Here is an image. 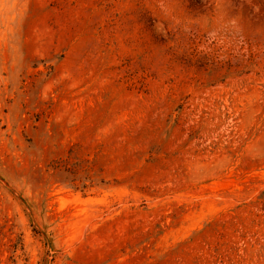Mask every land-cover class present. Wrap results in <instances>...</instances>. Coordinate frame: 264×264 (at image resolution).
I'll return each instance as SVG.
<instances>
[{
  "label": "rangeland",
  "instance_id": "374dc122",
  "mask_svg": "<svg viewBox=\"0 0 264 264\" xmlns=\"http://www.w3.org/2000/svg\"><path fill=\"white\" fill-rule=\"evenodd\" d=\"M0 264H264V0H0Z\"/></svg>",
  "mask_w": 264,
  "mask_h": 264
}]
</instances>
